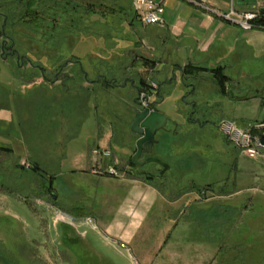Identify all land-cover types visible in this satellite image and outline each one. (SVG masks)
<instances>
[{
    "label": "crops",
    "instance_id": "0c3cea01",
    "mask_svg": "<svg viewBox=\"0 0 264 264\" xmlns=\"http://www.w3.org/2000/svg\"><path fill=\"white\" fill-rule=\"evenodd\" d=\"M109 1L113 7L103 2L108 7L106 12L103 11V16L118 20L120 27L115 28L111 34L103 35V32L100 37L97 35L93 43L82 40L72 46L71 53L78 59L68 60L61 74L54 79L45 80L41 76L43 79L31 82L27 87L35 89L34 93L28 97L18 95L16 99L20 112V106L24 107L19 120L15 117L11 103L15 95L9 97L11 124L30 122L32 130L40 131V136L41 131L46 132L48 138L42 143L37 141V134L33 131L34 142L30 146L34 148L37 160L28 158V164L31 162L40 167L41 160L50 161L55 155L61 172L68 162L72 142L81 136L84 125L91 119V113L94 110L96 114L99 113V106L105 104L101 98L102 89L108 92L110 88L117 90L110 93L124 106L121 115H125L140 109L137 100L142 80L156 83L157 87L150 89L158 97L153 108L165 113L170 121L169 133L162 131L158 134L161 143L156 146L155 155L169 163L170 169L163 175L158 167L149 169L147 164L132 169L131 160L136 149L133 148L131 152L126 142V134L131 126L128 130L123 128L121 139H116L114 123L111 122L107 130L96 118L94 134L88 136L87 144L71 160V172H79L102 186L105 190L102 193L104 201L117 198L119 202L114 206L115 213L109 218L105 212L106 207H102L93 215L76 216L65 208L63 218L56 211L62 208L53 204L51 208L55 210L56 217L54 223L50 221V225L59 231L61 225H70L88 244L77 226V220L80 219L82 223L92 222L98 232L101 229L105 233L109 241L122 244L136 259V264H160V260L165 258L164 254L171 251L175 240L172 233H165L168 228L160 232L155 229V225L146 226L155 210L159 209L164 222H175V229L179 224L178 215H185L194 223L207 225L211 218L215 219V214H211V208L202 210L201 205L210 206L217 199L234 196V193L208 189V197L202 199V188L196 179L207 177L208 173L202 176L200 171L203 160L178 156V143L172 140H177L182 134L183 131L179 129L181 126L184 128L189 125L192 130L197 127L206 132L213 130L210 126L214 119L237 121L231 118L233 111L238 113V117L249 121L243 127L264 123V86L254 94L236 95L230 75L234 66L242 65L247 59L264 58V28L244 29L223 16L233 8L238 12L252 10L256 0H155L164 6L165 13L164 21L153 25L143 22L142 12L136 10L134 0ZM115 68L120 69V72L116 73ZM217 69L227 77L225 85L221 84ZM79 70L86 73L76 74ZM107 71L112 76L106 74ZM131 71H134L139 81ZM129 73L132 74L129 76ZM156 73L158 78L153 77ZM241 76L248 77L243 72ZM118 103L114 101L111 105L117 106ZM189 114L191 117L187 116ZM194 116L197 120L193 119ZM163 135H166L165 141ZM3 141H6L5 136H0V142ZM95 148L111 149L112 157L103 158L102 161L117 162L126 174L113 177L93 173L92 151ZM155 174L158 177L155 178ZM58 175L64 176L62 173ZM51 178L55 179L53 176ZM257 189L250 187L247 190ZM66 194L70 195L67 189ZM60 218H63L61 222ZM65 237L69 240V237ZM23 238L27 240V235H23ZM205 241L211 243L212 239L208 236ZM71 242L70 247L73 246ZM87 248L91 252L89 256L98 258L99 264L100 257L89 244ZM213 248L216 250L218 247L212 245ZM71 256L74 257L73 254Z\"/></svg>",
    "mask_w": 264,
    "mask_h": 264
},
{
    "label": "rangeland",
    "instance_id": "374dc122",
    "mask_svg": "<svg viewBox=\"0 0 264 264\" xmlns=\"http://www.w3.org/2000/svg\"><path fill=\"white\" fill-rule=\"evenodd\" d=\"M9 1L12 0H0V13L14 16L21 9L17 4L9 3ZM58 1L59 6L56 9L52 8L50 10L52 7L50 5L48 20L43 23L44 27L37 31L31 26L18 22L15 23L16 26L12 27L10 19L9 24L3 27L5 18L4 15L0 16V32H5V35L0 33V133H6V141H3V143L13 146L14 149L11 158L6 154L0 153V161L2 163L7 162L6 165L12 164L13 160L20 162L21 165L28 164V158L37 160L36 155L33 153L34 148L30 146L34 142V130H32L30 122L11 124L9 97L15 95V99L11 103L15 117L19 120L21 117L20 113H22L24 107L20 106V112L16 99L18 95L28 97L34 93L35 89H29L27 86L33 81L43 79L38 66L43 65L46 68L48 78L54 79L58 68L56 63L59 60L52 57L58 55V52L53 47V42L42 33L45 28L51 29L53 26L54 23L51 19L57 9L59 11L58 27L62 29L61 32L60 30L58 32L62 34L56 39V42L58 39L59 42L62 40L66 46H74L82 40L93 43L97 35L100 37L103 32V35L111 34L115 28L120 27L118 20L111 16H103V13L107 11L105 10L106 8L98 9V13L90 15L88 18L85 13L88 0H72L78 4L77 11L69 10L70 13L67 14L62 11L65 8V4L61 3V0ZM103 2L109 6L111 5L110 8L113 7V3L109 0H104ZM12 36L15 39V43L11 41ZM61 37L62 39H60ZM14 48L20 50V55H26L27 59L24 60V63L23 59H21V64V61L16 56L11 55ZM115 69L116 73L120 72V69ZM241 72L247 73L248 77H242ZM132 73L133 77L139 81L134 71ZM132 73L128 75L130 76ZM106 74L112 76L111 72L107 71ZM230 75L232 78V89L236 95L246 96L254 94L258 88L264 86V58H249L242 65L234 66ZM153 77L158 78V73L154 74ZM138 83L141 86V83ZM108 90L117 92L114 88ZM100 92L105 104L99 106V113L96 114L95 110L91 113V119L84 125L81 136L72 142L68 162L63 166L61 172L58 169L57 157L54 158L55 155L52 154V160L40 161L41 169L39 171L27 168L25 169L26 175L20 174L16 178L9 179L8 182L12 183V186H16L11 190L20 196L0 190V239H9V235H6L8 226L10 224L15 225L16 228L21 230L22 235H27V240L32 247L30 254L40 260L38 264H79L77 258L71 256L73 252L68 251V248L63 245L61 231L56 229L54 225H50V221L53 220L52 223H54L56 217L55 210L51 208L53 204L54 206L58 204L62 208L56 211L63 218L65 208L76 216H89L98 212L102 207H106L105 212L111 218L115 213L114 206H117L119 202L117 198L104 201L102 193L105 190L102 186L79 172H71V160L76 155V152L87 144L88 136L94 134L96 118L99 124L107 130L110 128L111 122L114 123L116 139H121L122 129L129 128L132 123L130 121L134 118V112H129L125 115L122 113L121 115V112H124V106H121L118 103L119 100L110 92L105 89ZM149 92L152 99L151 105L154 107L158 97L155 96L153 91L149 90ZM131 93L135 92L131 91ZM114 101L118 103V107L111 105ZM132 101H134L133 98ZM137 102L139 103L138 100ZM139 106L140 109L135 112L144 109L140 103ZM101 107H103V110H101ZM237 114L236 111L231 114V118L237 121L229 119H221L219 121V119H214L213 125L210 126L213 130L206 132L199 130L197 127L192 130L189 125L184 128L181 126L179 129L183 131L182 134L177 140H172L178 143V147H176L178 156L183 157L184 155V158L189 156L195 160L197 158L203 160L204 163L199 161V163L201 162L200 171L202 176L208 173L207 177L196 179L200 188H202V199L208 197V189L218 192L222 190L223 193H234V196L226 199H217L211 202L210 206L201 205L202 210L211 208V214H215V219L211 218L207 225L194 223L191 218L185 215H178V217L180 216L179 224L175 229L173 227L175 222H164L159 209L155 210L151 218L148 219L146 226L155 225V229L160 230V232L168 228L165 233H172L175 240L169 254L164 252L165 258L160 260V264H264V161L262 158L264 157V149L255 157L258 159L250 157L233 142L229 132L222 127L224 121H229L237 125L239 129L251 128L259 136L261 132L257 130V125L260 123L243 127L247 126L249 121L238 117ZM22 116L24 115L22 114ZM187 116L191 117V114ZM193 119L197 120V117L194 116ZM36 134L38 140H35L38 142L41 141L43 143L48 138L46 132L41 131V136L40 131H37ZM126 135V142L131 147L130 150L132 152L133 148L136 149V141L139 135L131 129ZM165 136H162L164 141L166 139ZM170 154L171 152L169 151L168 155ZM174 162H172L173 168L175 166ZM147 165H149V169L154 170L155 167H158L159 171L162 170L158 164V166L155 163H148ZM137 167L131 166L132 169ZM58 173H62L64 176H59ZM139 174L143 173L140 172ZM52 176L55 177L52 180V190L56 198L51 195L50 191L43 192L39 188L43 185L49 186ZM31 177H34V179ZM154 177H158V174H155ZM30 187H32V190H30ZM250 187H257L258 189L255 191L247 190ZM66 189L70 192V195H65ZM121 192L124 194L123 190ZM35 193L41 194L37 195ZM42 196H45V198H41ZM172 217L174 218L175 215L173 214ZM63 218H60L59 222ZM40 223L44 225L40 226ZM77 226L80 232L84 234L93 252L100 257L99 261L101 262L99 264H136V259L130 255V252L122 244L109 241L105 233L101 229L98 232L92 222L82 223L79 219L77 220ZM208 236L212 239L211 243L205 241ZM23 240L20 241L22 245L20 248L11 240H5V242L9 248L16 252H22L24 251L23 245L27 241ZM88 244L86 245L88 246ZM212 245H216L218 248L214 250ZM230 247H232L231 250Z\"/></svg>",
    "mask_w": 264,
    "mask_h": 264
},
{
    "label": "trees",
    "instance_id": "16d2710c",
    "mask_svg": "<svg viewBox=\"0 0 264 264\" xmlns=\"http://www.w3.org/2000/svg\"><path fill=\"white\" fill-rule=\"evenodd\" d=\"M58 2V3H57ZM61 3L65 4V8L62 10L64 14L70 13L69 10H75L77 11V6L78 4L72 0H62L60 1ZM9 3L12 4H17V6L21 9V11L14 15V16H10L8 14H4V13H0V16L4 15V24L3 27H6L9 23V19L11 21V26L14 27L16 26L15 23H21L23 25H27V26H31L34 28V30H40L42 29L43 23L45 21L48 20V10L50 8V5L52 6L50 8V10L52 8L56 9L57 6H59V1L58 0H12L9 1ZM106 8V9H105ZM107 6L105 4H103V1H98V0H88V4L87 7H85V13L87 14V17L89 18L90 15L92 14H96L98 13L97 10L98 9H105L107 10ZM59 11L57 9L55 15L52 17V21L53 26L51 27V29H46L44 30V32L42 34H44L46 37H48L49 40H51L53 42V47H55L57 49L58 55H55V58L58 61V63H56V65H58V68L55 72V76L56 75H60L61 74V69L64 66V64L66 63V61L68 60H76L78 59L77 56H75L74 54L71 53V47L72 45H64L63 41L59 39L56 42V39L59 38L61 36L62 33H59L58 31L60 30L61 32V28L58 27V22H59ZM51 18V16H50ZM258 24L260 25H264V10L261 12L260 17L257 19L256 21ZM35 31V32H36ZM67 32V31H66ZM1 35H5V32H0ZM39 33V32H36ZM9 36V35H8ZM62 39V37L60 38ZM11 41L13 43H15V39L12 36ZM62 41V42H61ZM64 46V48H63ZM65 49V50H64ZM13 53L11 55L16 56L17 59H19L21 61V59H23V63L24 60L27 59L26 55H20V50L17 49H12ZM69 53V54H68ZM69 56H67V55ZM29 61V60H28ZM30 62V61H29ZM20 64V63H19ZM22 64V61H21ZM20 64V65H21ZM19 65V66H20ZM38 68L41 70V76L44 77L45 80H50V78H48L47 74H46V68L43 67V65L38 66ZM186 67V71H187ZM190 68H195V67H190ZM80 73H86L84 70H79L78 72H76V74H80ZM216 74L219 77V80L221 82L222 85H225V79L227 78L225 75H221L219 72V69L216 70ZM105 77V76H104ZM35 78V76H34ZM113 80V79H112ZM109 81V80H108ZM153 86L150 83H147L146 80H142V87L140 89V91H143L145 89H151ZM10 106V104H9ZM1 136H6V133H0ZM262 140L264 141V135H262ZM0 153L2 154H6L7 156H9V158H11V156H13V148L12 146L2 143L0 142ZM7 162L2 163L0 161V190L8 192V193H15L13 190H11L12 188H15L16 186H12V183H9V179L10 178H16L18 176H20V174L26 175L25 174V169L30 168V169H34V170H39L40 167L38 165H32V164H28L25 163L24 165H21L20 162L18 161H14L12 162V164H7ZM131 166L136 167L137 165L131 160ZM18 175V176H17ZM30 177V176H29ZM148 177V176H147ZM33 178V177H31ZM148 179H151L150 177H148ZM52 180L53 178H50V185L48 186H41V191L45 192V191H50L51 195L54 197V191L52 190ZM12 182V181H11ZM10 190V191H9ZM30 190H32V187H30ZM35 194H41V193H35ZM20 196V195H19ZM61 232H62V243L65 247H67L69 250H71L73 252V254H75L74 256L77 258L79 264H97V260L96 257H91L90 252H88V248L83 240V238L79 235V233L75 230L74 227L70 226V225H61L60 226ZM1 232V231H0ZM6 235H9V240H11V242L13 241L19 248L22 246L20 241L23 240V235L21 230H19L18 228H16L15 225H9L8 226V230L6 231ZM69 237V240H66V237ZM70 240L72 241L71 243L73 244L72 247H70ZM24 241V240H23ZM26 241V240H25ZM61 243V244H62ZM23 250L22 252L18 251L16 252L15 250H13L12 248H9L5 242V240L0 239V264H38V260L37 257H35L34 255H31L30 251L32 250L31 247V243L29 244V242H25L23 245ZM45 264V263H44Z\"/></svg>",
    "mask_w": 264,
    "mask_h": 264
},
{
    "label": "built area",
    "instance_id": "2783aa9c",
    "mask_svg": "<svg viewBox=\"0 0 264 264\" xmlns=\"http://www.w3.org/2000/svg\"><path fill=\"white\" fill-rule=\"evenodd\" d=\"M134 6L137 11L142 12V20L147 25L160 24L164 21L165 8L161 4L156 3L155 0H134ZM264 10V0H256V5L252 10L238 12L236 9H231L223 16L228 20L239 24L244 29L264 28V25L258 24L256 21L260 17L261 12ZM157 87L156 83L152 84ZM151 96L148 89L140 92L138 101L144 108L151 106ZM222 127L229 132L231 139L236 145L241 147L243 151L250 157H257L261 150L264 149V124L257 125L260 131V137L257 136L251 128L239 129L237 125L232 122L224 121ZM94 156V163L92 172L98 175H107L119 177L125 173L119 168L118 163L113 161L111 163H104L103 158H111L112 150L108 148H95L92 151ZM29 166V164H28Z\"/></svg>",
    "mask_w": 264,
    "mask_h": 264
},
{
    "label": "water",
    "instance_id": "95a60500",
    "mask_svg": "<svg viewBox=\"0 0 264 264\" xmlns=\"http://www.w3.org/2000/svg\"><path fill=\"white\" fill-rule=\"evenodd\" d=\"M169 121L170 118L165 113L152 108V105L135 113L130 128L140 136L136 141V152L132 159L137 166L157 163L162 167L161 175L170 169L169 163L153 154L154 148L161 143L157 136L160 132L167 131Z\"/></svg>",
    "mask_w": 264,
    "mask_h": 264
},
{
    "label": "flooded vegetation",
    "instance_id": "af4514ba",
    "mask_svg": "<svg viewBox=\"0 0 264 264\" xmlns=\"http://www.w3.org/2000/svg\"><path fill=\"white\" fill-rule=\"evenodd\" d=\"M152 108H153V107H152ZM167 128H168V127H167ZM168 130H169V128L167 129V131H168ZM167 131H163V132H165V133L167 134V133H169V132H167ZM139 137H140V136H139ZM157 137H158V136H157ZM158 139H159V137H158ZM155 150H156V147L154 148V152H153V154L155 153ZM154 155H155V154H154ZM144 157H146V155H144ZM144 157H143V158H144Z\"/></svg>",
    "mask_w": 264,
    "mask_h": 264
}]
</instances>
